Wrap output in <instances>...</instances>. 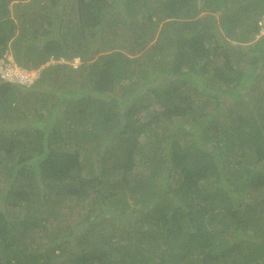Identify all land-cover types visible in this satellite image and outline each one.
Wrapping results in <instances>:
<instances>
[{"label":"trees","instance_id":"16d2710c","mask_svg":"<svg viewBox=\"0 0 264 264\" xmlns=\"http://www.w3.org/2000/svg\"><path fill=\"white\" fill-rule=\"evenodd\" d=\"M12 1L0 0V58L11 50L18 64L39 68L53 57L72 58L71 51L85 59L94 50L89 38L101 37V47L94 50L86 86L53 93L47 115L40 108L46 109L49 95L40 86L51 77L49 68L32 85L0 74V264H117L122 259L124 264H264V94L254 96L255 104L244 114L229 112L262 76L264 0H163L160 18L169 24L158 34L164 44L152 47L168 46L171 56L151 66L131 55L147 47L160 23L149 0H34L28 6L18 1L20 22L12 15ZM33 6L46 13L45 21L28 10ZM137 9L147 12L123 18ZM72 13L78 21L64 31L63 22ZM118 24L126 28L121 34L129 52L122 43L110 45L105 35ZM105 46L115 48L102 52ZM143 54L158 55L151 50ZM151 71L167 82L150 88L160 108L151 117H180L190 125L172 129L169 120L162 131L153 132L149 146L138 149L143 158L138 174L135 150L148 129L143 117L150 101L136 88L137 73ZM66 75L64 83H71L72 76ZM153 75L143 79L144 86L154 81ZM188 85L195 97L181 95ZM119 86L131 89V95L116 94L113 89ZM29 89L32 93L22 91ZM32 95L40 107L23 119L27 113L18 112L26 111ZM139 99L145 104L140 109ZM73 115L77 120L70 125ZM63 126L79 142L92 133L98 140L94 149L84 143V154L73 149L57 130ZM21 176L25 184L10 190L22 184L17 181ZM59 185L68 188L65 196L60 189L45 192ZM127 192L135 203L155 201L154 209L143 210L142 203L132 208ZM178 196L183 203L176 202ZM72 198L89 206L87 219L80 213L62 225L57 218L74 213L64 206ZM138 209L144 216L135 217L129 227L132 210ZM108 221L124 226V233L113 228L108 238L103 236ZM215 222L220 226L211 228ZM51 224L54 228H48ZM161 236L169 256L147 257L144 250Z\"/></svg>","mask_w":264,"mask_h":264},{"label":"rangeland","instance_id":"374dc122","mask_svg":"<svg viewBox=\"0 0 264 264\" xmlns=\"http://www.w3.org/2000/svg\"><path fill=\"white\" fill-rule=\"evenodd\" d=\"M18 1H22L23 2V5H25V6H28V5H31V4H34L35 3L34 0H14V1H12L10 3V9H11L12 15L15 18H18L17 17V14L18 13L21 14L23 12V11H19V9L17 7H15V5H14ZM162 1L163 0H149V2L152 3V6H154V7L157 8V12L159 13L158 18H159V22L160 23H159V26H158V28L156 30V33H155L154 38H152V40L149 41L147 47H145L144 50H140V51H138L135 54H131L132 56H134V55L140 56L142 58V61L146 60L145 62L148 63V66L153 65V63L155 61L156 62H159V63H161V62L163 63V61H166L167 62L168 58L171 56V53H170L171 51H170V49H169V47L167 45H166L167 47H165V48H164V45H163V47L162 48H159L158 50L157 49H154L152 47L153 44H156V42L163 43L164 37H160V35H158V34H159V31H160V28H161L162 25L168 26V24H169V22L167 24V21H165L166 19L160 18V16H163L162 14H164L163 11H162V6H163ZM32 9H28V10L29 11H33V12H36V15H34V17H40V18H42L44 20V17H46L45 16L46 13L45 14L41 13L39 11L40 9H36L35 6H33ZM24 11H27V10H24ZM55 12H57V10H55ZM146 12H147L146 9H145V11L143 9L142 11H140L138 13V9H137L136 13H132V14H129V15L125 14V16H123V18L124 19H126V18L127 19L128 18H130V19L139 18L140 16H142ZM124 13L125 12H120V16L123 15ZM41 14H43V16H40ZM76 14H73L72 13L71 16L69 15L67 21L66 22H63V24H64V26H63L64 31H68V30H70V28H74V25L73 24H75V20H76V22L78 21V18L76 16ZM111 14L115 16V14H118V13H116V11H113V12H111ZM49 15L51 16V14H49ZM21 16H23V15L21 14ZM30 17H32V16H30ZM58 19L61 20V17H59ZM167 19H169V18H167ZM263 19L264 18H262L260 20V22ZM17 22H20V19L19 18H18ZM125 29L126 28H125L124 25L118 24V25H115L113 28L106 29L105 35H106V37L109 38V40H110L109 41V44L110 45H118V43H122L123 45H121V46H122L123 50L129 52V49L127 48L128 46L126 45L127 44L126 42H128L125 39L126 38V35L121 34V33H123V31ZM220 29H221V33L223 32L222 34L223 35H226L227 39L232 40V38L228 36L227 31H226V29H224L223 26H221ZM262 30L264 32V26H263ZM72 32L74 33V30H72ZM102 36H103V34H102ZM100 39H101V37L94 38L92 40H90V38H89V42L91 44H93L92 47H93L94 50L97 49V48H99V47H101V41H100ZM233 43L235 44L236 42L233 41ZM242 44H247V43H242ZM105 47L106 48H101V49H104V50H102V52H105L107 49L113 50L115 48V47H109V46H105ZM94 50H92V52L94 53V55H93V53H91V55L84 54L85 59H81L80 56L76 55V53H75L76 51L75 52L74 51H71L70 53L72 54V58L71 57H68V58L67 57H61V58H58L57 59V58L53 57L50 60H48L46 63H44L42 66H40L39 68H37V69L40 70V73H41V71L44 68L47 67V68H49L48 71L51 74V77H48L47 80L45 81V83L40 86V88L42 89L43 93H46L44 95H47V94L49 95L48 96L49 97V99H48V105H47L46 109L40 108L41 111H44L45 114L47 115L48 108H49V106L51 105V103L54 100V98L52 97V95H53V93L57 92L59 89L65 88V87L74 88V87H80V86L83 87V86H86V84L84 82L86 80H84V78H85V75L87 73V69L91 66L90 64L92 63L93 59H95L97 57V55H95L96 52ZM147 50H151L152 52L157 53L158 54L157 57L156 58H150L149 56H145V54H143V53L146 52ZM84 56H83V58H84ZM143 64L145 66V63H143ZM17 65L20 66V64L16 63V60L14 59V56H13L11 50L7 51L3 55V57L0 58V72L2 70H5L6 68H16ZM21 68H25V67H22L21 66ZM139 68H140V66H139ZM141 70H144V69H141ZM38 72L39 71H35L36 76H38V74H37ZM144 72H145V70H144ZM152 72L153 71H151L150 73H140V72L137 73V79H138V81H137V85H136L137 87L136 88L141 89L143 95H147L148 94L149 95L148 98H149V101H150L149 102V106L147 108H145V112H146L147 116L144 115V117H143V120L146 121V123L148 124V129L145 132V135H143L142 137H140V140H141L140 141V145L138 146L137 150H135V159H136V161L138 163V167H136L135 169L138 171V174H142V172H143L142 171L143 168L141 166L142 165V162H143V158H141L142 155L139 152V150H140L141 147L146 148V147L149 146V143H150V140H151L150 137L152 136L151 134L153 132L156 133V132L162 131L161 130L162 129L161 125L163 123H165V122H168L169 120H171V122L169 121L167 124H169L170 126H172V129H176V126L179 127V126H187V125L189 126L190 125V123L188 122V120L186 121V120H184L183 118H180V117H175V118L169 119V120L167 119L168 117L166 118L164 115H160L159 116L160 118L158 117L159 118L158 120H156V119H154V118L151 117L152 116V113L154 112V110L156 108H158V107H157L156 100L153 98L154 97L153 96V93H152V95H150V93L152 91L150 88L152 86H157L158 88L159 87L161 88V86H163L164 84H167L166 80H164L163 77H159L158 76L161 73H157V71H155L154 73H152ZM40 73H39V75H40ZM58 73H64V74L57 75ZM66 74H70L72 76L73 79H72L71 83H69V82L64 83L65 80H66V78L69 77ZM143 74H144V77L142 76ZM149 74H154L151 77V79H154V78L155 79H154L153 82L150 83L149 87H146V86H144V82L145 81L143 79L146 78ZM55 77H57L59 79L58 80L59 83L55 82L56 81L54 79ZM51 88H53V90ZM182 88L183 89L180 92L181 95L186 94V93H190L193 97H195L196 94L194 92H192L191 90L188 91L189 85H188V88L185 87V86H182ZM134 89L135 88L133 87L132 90H134ZM113 90L118 95H122L123 93H126L127 96L131 95V89H129L128 87L127 88H121L119 86V87H114ZM263 90H264V69L262 71V76H260L259 79L257 80V84L253 88H251L250 92L248 90H246L245 93L247 94V96H246L247 99H245V101L244 100L243 101H240L239 100L236 103H232L233 104V107L229 110V112H232L231 114H233V115H237L238 113H243L244 114L246 112V109L247 110H250V107H252L255 104L254 103V99H255L254 96L256 97L259 94L260 95L261 94H264V91ZM22 91L23 92H26L27 94L32 93L30 89L29 90H22ZM182 92H183V94H182ZM81 100L82 99L78 100L76 102L75 106L76 105H80L83 102V100H82V102H81ZM39 101L40 100H38L36 97H34L32 95L31 100H30V105L26 109V111L24 112V110H21L18 113H21L22 111H23L24 114L27 113V116H25V118H23V119H26V117H29V116L30 117L31 116H34L33 115L34 112L37 110L38 107H40V104L41 103ZM20 105H22V102L19 104V106ZM144 105H145L144 102L139 99L138 102H137V107L140 109V107H144ZM158 109H160V108H158ZM150 110H151V112L149 113ZM138 112H139V110H138ZM80 113L81 112H78L77 113V116L78 117L80 116ZM76 120L77 119L74 117V115L73 116H70L69 117V120H68V123L71 125ZM76 123H78V121ZM64 129L65 128L63 126V127H59L57 130H59V134H62L64 137L66 136L65 139L68 138V141L70 142V145H71V147L73 149H79L84 154L85 153V149H84V152H83V149L81 147L82 143L87 144L88 145L87 147H90L91 146L92 150L94 149L93 146H94V144L98 140L95 138V136H93V138H91L92 133H89L88 134V137L86 139H84V140L80 137L79 140L81 142H79L78 139H77V137H72V136L68 135L67 132H64L63 131ZM9 136H11L10 133H9ZM19 136L20 137H23V138L25 137L23 133L19 134ZM188 138H189V136H188ZM101 140H104V139L101 138ZM117 140L118 139L115 137V142ZM102 147L104 149H106L105 146H102ZM99 148L100 147H98L96 149L98 150ZM1 154L2 153H0V156H1ZM84 163H87V162L84 161ZM0 165H1V160H0ZM86 173H87V169H86ZM147 174H148V172H147ZM176 175L173 176L172 181H175V179H178V175L177 176ZM25 177H27V176H25ZM2 178L3 177L1 176L0 177V182H1ZM23 180H24V176H21V177H19L17 179V181H19L20 183H22ZM4 184H5V182H4ZM23 184H25V182L22 183V184H17L15 186H12L10 188V190L11 189H14V191H15V190L19 189L21 187V185H23ZM176 184H177V182H176ZM58 189L61 190V194H60L61 197L62 196H65L66 195V192L68 190V188L61 189V185H59V186L55 187L54 189L45 190V192H47L49 194L50 192L53 193L54 191H57ZM68 198H71V197H68ZM133 198L134 197L130 193H128V192L126 193L125 199L129 200L132 203V208H134V207L135 208L136 207L141 208V206H142L143 203L142 202H136L135 203V202H133ZM14 199H16V198H14ZM18 199L19 198H17L16 200H18ZM245 200H247V198ZM19 202H22V201H20V199H19ZM154 202L155 201H151L150 203L148 202L147 205L143 204L144 207L142 209L144 210V208H147L148 211L149 210H153L154 207H155ZM176 202L177 203H183L181 201V198L179 196L176 197ZM64 203H65L64 206H66V208L71 209L74 213L73 214H70V215H69V213H67L66 214V218L67 219H65L64 217L57 218L58 221H61L62 220L61 221V224L62 225H66L69 222H74L76 219H78V217L80 216V213L82 214V219L83 218H84V220L87 219L86 218L87 217L86 214L89 211V206H87V208H84V204L83 203H76V202H74V199L73 198L72 199H65V202ZM139 203H142V204H139ZM9 205H11V204H9ZM113 207H114V205H113ZM105 210H106V213H107L108 208H106ZM133 210H132L133 216L129 219V224H128L129 227L132 226L134 223H136V221H135L136 218L135 217L140 218V217H143L144 216L142 213L139 212L140 209H138V211H136V212H134ZM69 211L70 210H67V212H69ZM90 215L94 216V212H91ZM107 224H108V226L106 227L107 229L102 231L103 232V236H106L108 238V234L113 231V228L116 229L118 232H120L122 234L124 233V231H123L124 226H123V228H122V226H120L119 228H117L116 226H113V224L111 222H109V221L107 222ZM209 225H210L211 228H217L218 226H220V224L219 223H216V222L215 223H211ZM48 228H54V225L51 224V225H49ZM135 234H136L135 237L140 236L139 233H135ZM158 238L159 239L155 241V245L154 246H152L151 248H146L144 250V252H145V254H146L147 257H149V258L155 257V259H158L159 257L166 255L167 252L165 250L167 248H166V244L164 243V237L161 236V237H158ZM145 240H146V238H145ZM142 245L145 246V243H143ZM129 246L131 248H135L132 244H130ZM120 254L121 253H118L115 259H118L119 260V257L118 256ZM166 256H169V255H166ZM122 260H124V259H122ZM122 260H120L117 264H124V262ZM132 263L133 264H137V261H136V263L135 262H132Z\"/></svg>","mask_w":264,"mask_h":264},{"label":"built area","instance_id":"2783aa9c","mask_svg":"<svg viewBox=\"0 0 264 264\" xmlns=\"http://www.w3.org/2000/svg\"><path fill=\"white\" fill-rule=\"evenodd\" d=\"M0 74L6 79L18 81L23 84H30L37 77L34 70L21 68V66L18 65L16 68H6L5 70H2Z\"/></svg>","mask_w":264,"mask_h":264},{"label":"clouds","instance_id":"9594fccd","mask_svg":"<svg viewBox=\"0 0 264 264\" xmlns=\"http://www.w3.org/2000/svg\"><path fill=\"white\" fill-rule=\"evenodd\" d=\"M261 24H262V28H263V26H264V19L260 22ZM263 31V30H262ZM17 63V62H16ZM43 65V64H42ZM41 65V66H42ZM20 66H22V65H20ZM22 67H25V66H22ZM26 69H29V70H34V71H39L37 74H38V76H39V73H40V70L39 69H37V68H33V67H25ZM38 76L36 77V79L38 78ZM36 79L32 82V83H30V84H26V85H31V84H33L35 81H36Z\"/></svg>","mask_w":264,"mask_h":264}]
</instances>
